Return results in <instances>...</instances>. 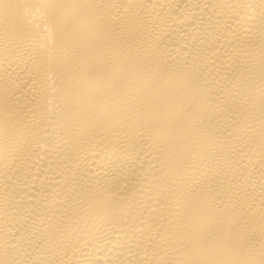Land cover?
I'll return each instance as SVG.
<instances>
[{"label": "bare ground", "instance_id": "obj_1", "mask_svg": "<svg viewBox=\"0 0 264 264\" xmlns=\"http://www.w3.org/2000/svg\"><path fill=\"white\" fill-rule=\"evenodd\" d=\"M0 264H264V0H0Z\"/></svg>", "mask_w": 264, "mask_h": 264}]
</instances>
